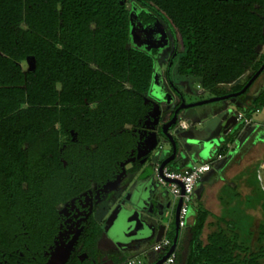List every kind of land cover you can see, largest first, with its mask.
Masks as SVG:
<instances>
[{"label": "flooded vegetation", "instance_id": "obj_1", "mask_svg": "<svg viewBox=\"0 0 264 264\" xmlns=\"http://www.w3.org/2000/svg\"><path fill=\"white\" fill-rule=\"evenodd\" d=\"M130 4L128 48L152 57L149 83L132 77L140 78L138 89L131 80L119 81L110 84L114 93L106 97L105 90L83 103L73 93V105L57 106L42 134L36 131L47 123L40 116L25 122L20 154L0 163V264H128L132 258L157 264L163 259L166 252L152 254L151 248L161 230L165 238L176 228L182 203L160 191L148 166L162 141L170 150L155 166L167 162L165 168L180 170L200 160L205 148L195 141L207 142L197 138L202 133L178 141L173 131L185 130V112L232 110L233 98L194 100L207 91L179 73L172 28L155 14L146 20L136 3ZM55 89L60 93L64 84Z\"/></svg>", "mask_w": 264, "mask_h": 264}, {"label": "trees", "instance_id": "obj_2", "mask_svg": "<svg viewBox=\"0 0 264 264\" xmlns=\"http://www.w3.org/2000/svg\"><path fill=\"white\" fill-rule=\"evenodd\" d=\"M131 1L146 20L151 13L170 25L179 73L196 79L213 96L233 98L264 66V0ZM129 30L127 0H0V139L7 140L0 145V163L9 154H20L18 141L24 139L23 126L30 116L47 123L36 131L42 134L57 106L73 105V93L83 103V98L93 101L105 90L106 97L114 93L117 89L110 84L119 81L131 80L138 89L140 78L132 77H145L149 83L152 57L128 48ZM31 57L36 69L25 72L22 65ZM247 72L242 85L222 87ZM58 82L64 84L60 93L55 89ZM260 108L264 92L254 102V109ZM211 217L204 207L197 210L184 264H262L264 249L254 251L243 242L241 227L229 230L222 218L214 229L208 225ZM207 228L211 231L204 240ZM170 241L168 252L174 246ZM259 241L264 243V226Z\"/></svg>", "mask_w": 264, "mask_h": 264}, {"label": "crops", "instance_id": "obj_3", "mask_svg": "<svg viewBox=\"0 0 264 264\" xmlns=\"http://www.w3.org/2000/svg\"><path fill=\"white\" fill-rule=\"evenodd\" d=\"M248 73L249 72L243 75V77L239 79L238 82L229 84L228 87H225V89H231L238 85H242L247 78ZM198 85H200L199 82ZM250 88L248 89L249 92L247 94L244 93L241 96L233 97L232 102H235L236 105L235 108H232L231 106L232 110H189L185 112L181 127L185 130H190V128L194 125H200L204 122H208L218 117V126L220 128L217 133H215L214 130H211L212 128L210 129V127H206L205 131H195L193 134H190L188 136L191 139H194L197 137V134L202 133L200 136L201 140L210 142L212 144H214L215 141L220 142L219 146L214 145L213 149L210 151L212 153L213 151L217 150L215 156L210 155V157L207 158L206 156H208V154H206L204 156L206 157L205 159L203 158L195 162L187 163V166H191L193 163L211 162L212 168L211 172L206 174L203 180L197 186L193 203L199 199L204 203L206 202L208 207H212V210H210L208 207L207 209L204 206V208L212 214V217L208 220V225L210 227L214 226L215 229V227L221 225V223L218 222V219H222L220 209L221 203L219 202L218 195L227 186L233 193V196H235V198L230 199L228 207V228L229 230H231L232 228L236 227H245L247 229V232L243 234V242L248 243L254 251H258L264 249V243H260L259 241L260 230L262 226H264V198L257 199L259 192L260 195H264V124L255 123L254 118L256 115L261 114V109L264 108L254 109V102L257 97L262 92H264V84L259 88H256V90H252V88ZM212 96L213 95L211 94V97L207 99H211ZM247 109L250 111L249 116L245 113V110ZM225 112H230L228 116H231L232 114L237 115L239 113H243L252 120V124L249 126L241 124L247 127V129L241 131L239 135H237L236 143L234 146L235 148L231 146V151L230 153H228V157H226L227 155H222L223 159L220 161H216L215 157L219 155L220 150L225 149V146L230 148V145L227 143V136H225L223 139L221 138V128L222 124L225 121V118L223 119L220 114L223 116V113ZM239 124L240 123H238L237 126ZM229 137H231V135ZM203 153L205 154V150ZM216 162H220L221 164H219L217 171H214L213 164ZM249 169H251L252 173H250L256 182V187H254V185H250L251 177L250 175H248ZM209 174H212L207 178V181L210 183L209 186H202L201 188V183L205 181L206 176ZM220 179H222L223 181H220ZM250 197H256V200L254 206L248 207L247 205L249 204ZM175 201L178 200L175 199ZM244 204L245 208H243ZM239 205L241 206V210H244V214L241 213L237 215L236 211ZM239 215L243 217H239ZM242 219L244 220V222ZM245 219L250 220L251 222L246 223ZM194 221L195 218H190L188 221V225H193ZM151 252L153 253V250ZM167 253L168 251L164 254V257L167 255ZM130 260H133V258ZM262 264H264V261L262 262Z\"/></svg>", "mask_w": 264, "mask_h": 264}, {"label": "rangeland", "instance_id": "obj_4", "mask_svg": "<svg viewBox=\"0 0 264 264\" xmlns=\"http://www.w3.org/2000/svg\"><path fill=\"white\" fill-rule=\"evenodd\" d=\"M130 1L131 0H127V9L128 10H131V4H130ZM133 35H134V30H133ZM132 35V36H133ZM134 38V37H133ZM135 39V38H134ZM260 53H264V48L261 49ZM22 68L25 72L28 71L29 69V65L28 64H23L22 65ZM249 74V73H248ZM251 74V73H250ZM260 78V77H259ZM264 84V75L257 81L253 84V87H252V90H256V88H259L260 86H262ZM211 97V93L209 92H206L204 94H201L200 96H196L194 98V100L196 101H202V100H205L207 98H210ZM193 99H189V101H194ZM230 105L232 106V108H235V105L236 103L235 102H230ZM262 113L261 114H258L255 116L254 118V122L255 123H260V124H264V109H261ZM230 112H225L223 113V116L220 114L221 117H223V119L229 115ZM204 121V120H203ZM219 120H218V117L216 119H213V120H210L208 122H204L202 124H198V125H194L190 128V130H183L181 131L178 126L177 128L173 131V136L178 140V141H182L183 138H187L190 134H193L195 131H205L206 127H210L211 130H214L215 133H217L219 131ZM247 129V127L239 124L231 133V137H227V143L230 145V148L225 146V149H224V152L222 153L224 156L228 157V153H230L231 151V146H235V143H236V139H237V135H239V133L243 130ZM190 138V137H189ZM198 139H201L200 137H197ZM235 148V147H234ZM170 150V144L167 143V142H161L159 148L156 150L155 152V155L153 157V159L151 160V165L148 166L149 168V172L151 174V176H155L154 174V163H157L159 162L160 160L163 159V156L160 157V155H163V153H166V151ZM216 152L217 150L213 151L212 153L209 152L208 153V156H206L207 158L210 157V155H213L215 156L216 155ZM158 154V155H157ZM166 155V154H165ZM204 157V159L206 158ZM228 160V159H227ZM226 160V161H227ZM225 161V162H226ZM224 162V163H225ZM223 163V164H224ZM219 164H221L220 162H216L213 164V170L214 171H217V168L219 166ZM251 169H249V173L248 175H250L251 177V180H250V185L254 187H256V182L254 180V178L252 177L251 175ZM212 174H209L206 176L205 178V181L203 183H201V188L202 186H209V182L207 181V178L209 176H211ZM220 181H223L222 179H220ZM160 191L162 192H165V189L161 188ZM233 199L235 198V196H233V193L231 192V190L226 186L218 195V199H219V202L221 203V216L222 218L224 219H227L228 218V215H229V203H230V199ZM260 198H264V195H260V192L257 196V199H260ZM255 200H256V197H250L249 198V204L247 205L248 207L250 206H254L255 205ZM205 201V200H204ZM173 202L175 203L176 201L173 200ZM208 207L206 202H202V200H196L193 204L190 205L189 207V212H188V216H187V220L189 221L190 218H195L196 216V212L197 210L200 208V207ZM241 206L239 205L237 207V215L238 214H244V210L240 208ZM210 210H212V207H208ZM207 208V209H208ZM243 208H245V204L243 205ZM213 212V211H212ZM218 212V211H216ZM239 217H243L241 215H239ZM243 220V219H242ZM244 222V220H243ZM245 222L246 223H250L251 221L250 220H246L245 219ZM190 226L187 225L186 228L180 230L178 228V225H176V228L170 230L167 235L165 237L169 238V239H173L174 241V244L177 246V250H176V254L178 256V259H176V264H184L185 263V258H186V255H187V252H188V243H189V240H190ZM244 233L247 232V229L245 227H241L240 228ZM211 229L210 228H207L205 230V234H204V240L206 239L207 235L210 233ZM153 247V246H152ZM151 251H152V248H151ZM152 253V252H151ZM153 254V253H152Z\"/></svg>", "mask_w": 264, "mask_h": 264}, {"label": "built area", "instance_id": "obj_5", "mask_svg": "<svg viewBox=\"0 0 264 264\" xmlns=\"http://www.w3.org/2000/svg\"><path fill=\"white\" fill-rule=\"evenodd\" d=\"M237 122L245 126L252 124V120L245 114L239 113ZM223 159L222 155L215 157L216 161ZM211 162L194 163L191 166L180 170H172L170 168L161 169L160 165L154 168L156 182L160 188L165 189L174 199L180 200L182 203L179 213V228L182 230L188 225L189 207L193 203L195 191L204 176L211 172ZM171 247V241L167 237L163 238L160 243H155L152 250L155 254L167 252ZM128 264H142L140 259H133ZM176 264V251L163 263Z\"/></svg>", "mask_w": 264, "mask_h": 264}, {"label": "water", "instance_id": "obj_6", "mask_svg": "<svg viewBox=\"0 0 264 264\" xmlns=\"http://www.w3.org/2000/svg\"><path fill=\"white\" fill-rule=\"evenodd\" d=\"M220 2H229V1H234V2H238V1H242V0H218ZM27 64L29 65V72H34L36 69V60L35 58L31 57L27 59ZM264 71V66L257 72V74L249 81V83L246 85V87L243 89V91L241 93L236 94L235 96H241L242 94H244L261 76L262 72ZM220 100V99H218ZM175 121L172 122V124ZM238 122H237V116L235 114H232L223 124H222V128H223V132L221 134V138L223 139L225 136H228L237 126ZM169 141L172 143V146L174 148L175 151V142L172 136H168ZM193 142V141H190ZM195 143L198 144H202L205 148V154L203 153L201 156V159L204 158V156L206 154H208L214 147V145L219 146L220 142L219 141H215L214 144L210 143V142H197L195 141ZM157 147V144L154 145L151 148V151L155 150ZM194 161H196L195 159H193ZM167 162L163 163L161 165V169H164L166 166ZM182 206V204H181ZM128 223H134L133 219H130L128 221ZM178 228H179V222H177ZM180 229V228H179ZM163 238V232L162 230L160 231L159 235L157 236L155 243H160L161 240ZM176 251V245L174 244V246L171 248V250L167 253V255L157 264H163L174 252ZM159 255H163V252L160 253Z\"/></svg>", "mask_w": 264, "mask_h": 264}]
</instances>
